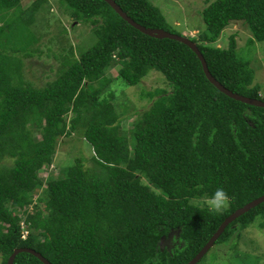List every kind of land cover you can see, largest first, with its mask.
Returning a JSON list of instances; mask_svg holds the SVG:
<instances>
[{"label":"trees","instance_id":"16d2710c","mask_svg":"<svg viewBox=\"0 0 264 264\" xmlns=\"http://www.w3.org/2000/svg\"><path fill=\"white\" fill-rule=\"evenodd\" d=\"M56 1L73 22L91 26L96 42L80 56L62 47L57 78L37 88L25 80L21 56L39 52L36 27L49 0L27 9L22 0H0L1 264L19 248L52 264H188L227 217L264 195V108L220 92L188 46L143 34L104 0ZM114 1L141 26L177 34L149 0ZM205 2L206 31L190 39L210 73L234 93L264 101L236 35L226 48L216 45L239 22L252 36L249 45L264 42V0ZM151 71L168 88L150 94L151 106L122 134L125 117L110 85L137 86ZM72 136L92 146L97 168L80 157L44 179L59 143ZM218 187L228 196L224 211L192 207ZM258 218L264 203L232 222L216 244L240 237ZM14 264L44 263L24 252Z\"/></svg>","mask_w":264,"mask_h":264},{"label":"rangeland","instance_id":"374dc122","mask_svg":"<svg viewBox=\"0 0 264 264\" xmlns=\"http://www.w3.org/2000/svg\"><path fill=\"white\" fill-rule=\"evenodd\" d=\"M33 1L22 0L23 9L30 7ZM149 1L162 11L169 28L175 33L190 39L206 31L202 18L205 0ZM44 6L46 11L41 12V15L45 19H40L36 27V33L41 38L34 48L38 47L39 52L27 58L20 55L25 80L37 88L44 87L57 78L62 62V47L67 49L73 46L75 54L80 56L96 42L91 26L73 22L67 6L56 0H49ZM233 34L236 35L240 55L251 61L255 70V83L261 86V95L264 97V42L249 45L248 41L252 36L248 28L239 22L228 26L216 45L226 48L229 37ZM57 55L59 57H56ZM119 68V65L112 68L108 75L115 78ZM161 88L168 86L162 75L156 71H151L137 86H125L121 80L112 82L110 89L116 93L113 103L120 115L125 117L121 125L122 134H130L136 114L151 106L154 97L150 94ZM92 156L93 149L87 141L76 136L65 137L59 143L51 165L43 169L41 176L45 179L49 175H60L61 171L74 164L76 158L80 157L87 160V168L96 169L91 160ZM8 163L11 165L10 161ZM1 262L0 253V264ZM198 264H264V219L258 218L240 237L234 235L230 241L214 245Z\"/></svg>","mask_w":264,"mask_h":264},{"label":"water","instance_id":"95a60500","mask_svg":"<svg viewBox=\"0 0 264 264\" xmlns=\"http://www.w3.org/2000/svg\"><path fill=\"white\" fill-rule=\"evenodd\" d=\"M112 9L115 10V12L120 15L121 18H123L126 22H128L131 26H133L135 29L139 30L145 35H148L150 37H154L157 39H171L178 41L186 46H188L194 53L198 56L203 71L207 77V79L210 81L212 85H214L220 92L225 94L226 96L248 104L255 107L264 108V101L253 99L250 97H246L237 93H234L233 91L229 90L225 86H223L219 81H217L212 74L209 71L208 64L202 55L201 51L199 50L196 43H194L191 39L187 38L184 35H177L172 34L170 32H167L163 29H151L146 28L144 26H141L140 24L136 23L133 19H131L121 8L116 4L114 0H104ZM264 203V195L258 199H255L251 201L250 203L246 204L245 206L237 209L234 213H232L229 217H227L224 222L220 225L218 230L215 232V234L211 237V239L208 241V243L203 247V249L188 263V264H198L204 256L213 248L215 243L218 241L220 236L224 233L225 229L236 219L241 217L242 215L246 214L250 210L256 208L260 204ZM29 253L35 257H37L41 262L44 264H52L50 261H48L45 257H43L40 253L36 252L35 250L29 249V248H19L15 249L13 254L9 257L7 264H14L15 258L20 253Z\"/></svg>","mask_w":264,"mask_h":264},{"label":"clouds","instance_id":"9594fccd","mask_svg":"<svg viewBox=\"0 0 264 264\" xmlns=\"http://www.w3.org/2000/svg\"><path fill=\"white\" fill-rule=\"evenodd\" d=\"M190 204L197 209L203 206L212 213H221L228 207V196L222 187H218L210 194L205 192L202 196L194 198Z\"/></svg>","mask_w":264,"mask_h":264},{"label":"built area","instance_id":"2783aa9c","mask_svg":"<svg viewBox=\"0 0 264 264\" xmlns=\"http://www.w3.org/2000/svg\"><path fill=\"white\" fill-rule=\"evenodd\" d=\"M22 226H23V228H25V227H24V226H25V224H24V223H22ZM26 236H27V232H24L22 237L25 239V238H26Z\"/></svg>","mask_w":264,"mask_h":264}]
</instances>
